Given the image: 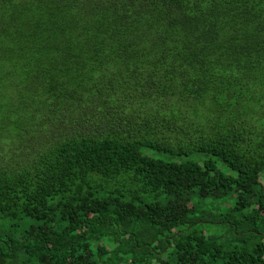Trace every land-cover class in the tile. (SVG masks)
<instances>
[{"label": "trees", "instance_id": "trees-1", "mask_svg": "<svg viewBox=\"0 0 264 264\" xmlns=\"http://www.w3.org/2000/svg\"><path fill=\"white\" fill-rule=\"evenodd\" d=\"M0 264H264V0H0Z\"/></svg>", "mask_w": 264, "mask_h": 264}, {"label": "rangeland", "instance_id": "rangeland-1", "mask_svg": "<svg viewBox=\"0 0 264 264\" xmlns=\"http://www.w3.org/2000/svg\"><path fill=\"white\" fill-rule=\"evenodd\" d=\"M206 230L209 232V233H216V234H219L220 236V240H226V238L230 237V234L225 230V227H222V226H217V225H208L206 227ZM255 241V239H252Z\"/></svg>", "mask_w": 264, "mask_h": 264}]
</instances>
